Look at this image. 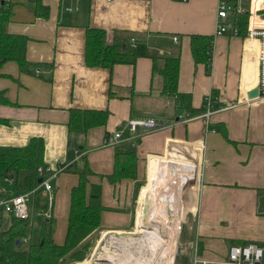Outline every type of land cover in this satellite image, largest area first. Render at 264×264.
I'll use <instances>...</instances> for the list:
<instances>
[{
    "label": "crops",
    "instance_id": "obj_1",
    "mask_svg": "<svg viewBox=\"0 0 264 264\" xmlns=\"http://www.w3.org/2000/svg\"><path fill=\"white\" fill-rule=\"evenodd\" d=\"M215 6L216 0H0V11L8 10L6 31L26 38L27 64L23 70L14 62L0 66V148L42 142V166L58 173L49 181L51 205L43 188L34 196L44 200L37 213L42 221L51 219L55 244L64 241L76 172L86 168L103 207L98 229L85 239L90 247L96 234L143 229L147 201L170 195L148 188L161 180V191L194 184L184 238L188 264H227L230 245H264V101L246 96L255 85L256 46L237 36H214ZM86 28L101 29L105 45L119 46L127 57L131 39L176 56V93L183 104L161 94V77L147 57L110 68L88 66ZM192 34L210 38L207 66L193 61ZM207 95L213 108L237 104L208 122L177 119L188 114L182 105L192 118L199 116ZM72 111L106 117L99 126L69 131ZM128 119H152L158 129L134 142L104 146V138ZM116 151L133 153L132 179L110 181Z\"/></svg>",
    "mask_w": 264,
    "mask_h": 264
},
{
    "label": "trees",
    "instance_id": "obj_2",
    "mask_svg": "<svg viewBox=\"0 0 264 264\" xmlns=\"http://www.w3.org/2000/svg\"><path fill=\"white\" fill-rule=\"evenodd\" d=\"M8 10L0 11V66L14 62L20 70L27 65L24 57L26 38L10 34L5 29ZM243 34V27L240 30ZM101 29L86 28L85 62L88 66L110 68L115 64H131L135 58L147 57L152 61V71L161 77V94L172 96L183 104L176 93L178 59L162 56L148 50L143 41H136L129 57L117 45H105ZM190 51L195 63H209L210 38L190 35ZM0 102L5 100L0 95ZM182 109L192 115L187 105ZM198 114V113H197ZM105 112L72 111L67 128L69 131H85L103 124ZM42 142L31 139L22 148H0V190L4 195H18L32 190L37 184L36 168L41 167ZM78 182L69 193L68 213L64 241L61 245L51 239V219L43 220L39 229H29L26 221L11 219L7 228L0 229V264H65V259L82 261L90 245L85 240L99 227V215L103 207L99 203V186L88 185L91 173L84 168L76 172ZM134 177L133 153H114V167L110 181ZM88 187V192L86 193ZM27 238L25 243L19 239ZM16 242V244H15Z\"/></svg>",
    "mask_w": 264,
    "mask_h": 264
},
{
    "label": "built area",
    "instance_id": "obj_3",
    "mask_svg": "<svg viewBox=\"0 0 264 264\" xmlns=\"http://www.w3.org/2000/svg\"><path fill=\"white\" fill-rule=\"evenodd\" d=\"M8 1V0H3ZM110 1V0H106ZM243 27V34L240 33ZM214 36L228 35L242 38L245 42L254 41L256 46L257 70L255 75V85L257 89V99L264 101V0H216L214 14ZM177 37L172 36L176 41ZM134 47L133 39H131ZM251 88V87H250ZM249 90V89H248ZM215 101L210 95L203 98L201 114L193 116L181 114L178 120L187 122L193 119H201L208 122L213 114L236 106V102L227 108H213ZM158 129V124L152 119H128L122 130L115 131L104 138V146L116 147L121 142H134L143 134L154 132ZM125 132V133H124ZM57 171H50L41 166L36 168V176L40 182L30 191L18 195H4L0 190V229L7 228L11 219L26 221L29 229H32L33 213L28 209V199L34 194L37 188H43L48 192V204L51 205L52 195L50 179L55 177ZM46 220L49 216H44ZM25 243L27 238L19 239ZM227 264H264V245L258 246L252 243L230 245L226 253ZM192 264H206L201 260H193Z\"/></svg>",
    "mask_w": 264,
    "mask_h": 264
},
{
    "label": "rangeland",
    "instance_id": "obj_4",
    "mask_svg": "<svg viewBox=\"0 0 264 264\" xmlns=\"http://www.w3.org/2000/svg\"><path fill=\"white\" fill-rule=\"evenodd\" d=\"M164 157V156H162ZM88 177V176H87ZM195 183V180H194ZM145 184V183H144ZM163 181L161 180L160 183L155 187L151 188L152 190H157L163 193H171L174 192L175 197L177 196V190H175L174 185H168L169 189L161 191L162 189ZM194 184H189L186 188H181L178 194V200L180 201L181 205L175 208L176 204H168L167 210L164 211V218L163 221V227L161 229V239L166 244V247L164 245H161L162 247H159L156 251L152 252L149 246L146 244H141L139 246H135L136 248L132 246H124L123 241L124 239L131 238L133 240H137L141 237V234H138V232L143 231V229L135 230L133 234H130L133 229L134 225H132V228L127 231V233H99L93 236L92 239V247H89L87 252L84 255V258L82 261L73 262L70 261L68 258L65 259V264H110L108 261H105L101 259L102 255L105 253V248L109 251H116L118 255H131L132 260L137 259L138 261L142 262L143 264H188V259L186 256V248H185V241L184 238H186V227L189 223L188 215L190 207L193 205V199H194ZM173 194V193H172ZM182 196V198H181ZM168 199V198H167ZM165 201H154L155 203H158L160 205H166L167 202ZM188 201V202H187ZM30 203V204H29ZM29 203H28V209L31 207L34 212V223H35V229H39L42 223V218L38 216V211L42 210L44 200L38 195L34 196L31 195L29 197ZM183 204V205H182ZM189 207H188V205ZM138 207V204L136 205V208ZM44 209V208H43ZM149 209V208H147ZM135 220V218H134ZM178 222V233L175 236V240L173 239V231H174V223ZM161 222V221H160ZM55 223V220H54ZM53 228L55 226L53 225ZM182 236V237H181ZM172 239L174 241H172ZM119 240H121L119 242ZM118 242V243H117ZM173 243L174 250L171 252L170 245ZM121 244V245H120ZM172 253V256H171ZM171 256V259L169 261V258Z\"/></svg>",
    "mask_w": 264,
    "mask_h": 264
},
{
    "label": "bare ground",
    "instance_id": "obj_5",
    "mask_svg": "<svg viewBox=\"0 0 264 264\" xmlns=\"http://www.w3.org/2000/svg\"><path fill=\"white\" fill-rule=\"evenodd\" d=\"M175 188H176L175 190H177V193H176L177 196L175 197L174 192H171L168 199L166 200L167 202L166 205H160L150 200L147 201L146 209H145L144 217H143V231L138 232V234H141V237L137 240H133L131 238L122 240L124 246L128 245V246H132L136 248L135 246L146 244L147 246H149L152 252L156 251L159 247H162L161 245H164V247H166V244H164V242L162 241L161 234H160L161 229L164 228L163 221H162V219L164 218V211L167 210L168 204H171V203L176 204L175 208H177V204L178 206L181 205L180 201L178 200V194L181 188L179 187L178 188L175 187ZM173 228H174V231H173V239H174L179 230L177 221L176 223H174ZM173 239L172 241L175 240ZM120 241L121 240H119V242ZM170 249H171V252H173L174 250L173 243L170 245ZM104 252L105 253L102 255L101 259L108 261L110 264H143L137 259L132 260L131 255H126V256L120 255L119 256L116 251H109L106 248ZM171 256H172V253H171ZM171 256L169 258V261L171 259ZM170 262L169 264H171Z\"/></svg>",
    "mask_w": 264,
    "mask_h": 264
},
{
    "label": "water",
    "instance_id": "obj_6",
    "mask_svg": "<svg viewBox=\"0 0 264 264\" xmlns=\"http://www.w3.org/2000/svg\"><path fill=\"white\" fill-rule=\"evenodd\" d=\"M122 49H124V47H122ZM246 96L248 99L255 98L257 96V89L256 88L252 89L251 91H249L246 94ZM39 182H40V180L37 179L36 183L38 184ZM15 244H16V242H15Z\"/></svg>",
    "mask_w": 264,
    "mask_h": 264
}]
</instances>
